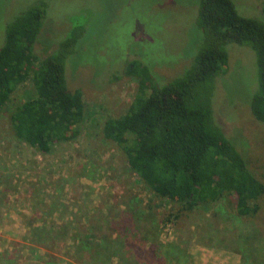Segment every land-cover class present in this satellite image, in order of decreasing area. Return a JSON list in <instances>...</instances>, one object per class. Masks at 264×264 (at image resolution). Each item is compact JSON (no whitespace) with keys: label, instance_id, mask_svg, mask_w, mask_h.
Masks as SVG:
<instances>
[{"label":"rangeland","instance_id":"1","mask_svg":"<svg viewBox=\"0 0 264 264\" xmlns=\"http://www.w3.org/2000/svg\"><path fill=\"white\" fill-rule=\"evenodd\" d=\"M233 1L241 14L264 17V0ZM39 3L46 15L38 58L73 27L86 35L67 62L68 85L82 90L86 119L75 139L50 153L21 143L6 113L27 99L31 80L0 116V264H104L81 249L87 233L110 244L109 264H264V195L250 215L239 214L232 194L208 210L175 216L180 205L145 185L103 133L134 100L131 63L148 64L165 82L189 65L198 50L200 0H0V49L16 14ZM229 53V69L217 81L216 119L264 182V123L250 103L256 53L239 44Z\"/></svg>","mask_w":264,"mask_h":264},{"label":"trees","instance_id":"2","mask_svg":"<svg viewBox=\"0 0 264 264\" xmlns=\"http://www.w3.org/2000/svg\"><path fill=\"white\" fill-rule=\"evenodd\" d=\"M45 15L39 3L7 25L0 49V116L16 90L31 80L27 99L6 114L21 143L50 153L56 144L75 139L86 119L83 92L72 90L67 80L68 59L86 35L73 27L53 52L38 58L34 50ZM198 33L191 62L166 82L140 60L127 67V74L138 79L134 100L122 116L105 122L103 133L145 185L180 205L175 216L197 207L208 210L232 194L239 214L250 215L259 208L264 182L216 119L214 100L217 81L229 69L230 47L250 46L259 70L251 109L264 123V17L241 14L233 0H200ZM91 235L81 238V249L91 250L92 261L109 264L110 244Z\"/></svg>","mask_w":264,"mask_h":264}]
</instances>
